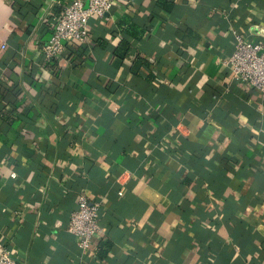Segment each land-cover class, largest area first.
Returning <instances> with one entry per match:
<instances>
[{
    "label": "crops",
    "instance_id": "0c3cea01",
    "mask_svg": "<svg viewBox=\"0 0 264 264\" xmlns=\"http://www.w3.org/2000/svg\"><path fill=\"white\" fill-rule=\"evenodd\" d=\"M71 0H0V250L18 264H264V94L232 30L264 0H114L58 59ZM86 5V3H85ZM99 203L88 250L67 231Z\"/></svg>",
    "mask_w": 264,
    "mask_h": 264
},
{
    "label": "built area",
    "instance_id": "2783aa9c",
    "mask_svg": "<svg viewBox=\"0 0 264 264\" xmlns=\"http://www.w3.org/2000/svg\"><path fill=\"white\" fill-rule=\"evenodd\" d=\"M114 0H71L56 18L53 30L40 52L45 62L58 59L67 43L81 45L86 42L88 19L107 14ZM86 3V5H85ZM234 37L232 52L225 63L232 78L250 85L264 94V39L249 40L232 30ZM99 203L91 202L83 193L78 194L76 208L70 213L67 231L77 238V246L86 251L93 237L100 236ZM0 264H18L7 248L0 250Z\"/></svg>",
    "mask_w": 264,
    "mask_h": 264
}]
</instances>
